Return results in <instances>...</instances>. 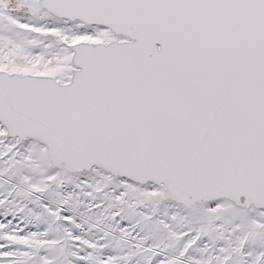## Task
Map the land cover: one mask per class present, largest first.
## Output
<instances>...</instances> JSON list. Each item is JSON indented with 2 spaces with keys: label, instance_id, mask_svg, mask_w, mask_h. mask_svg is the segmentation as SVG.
<instances>
[{
  "label": "snow or ice",
  "instance_id": "obj_1",
  "mask_svg": "<svg viewBox=\"0 0 264 264\" xmlns=\"http://www.w3.org/2000/svg\"><path fill=\"white\" fill-rule=\"evenodd\" d=\"M0 264H264V0H0Z\"/></svg>",
  "mask_w": 264,
  "mask_h": 264
}]
</instances>
